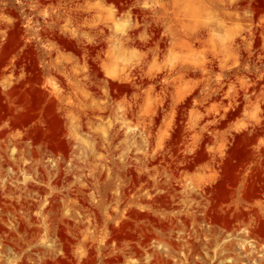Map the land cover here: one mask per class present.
I'll return each instance as SVG.
<instances>
[{
	"label": "rangeland",
	"instance_id": "obj_1",
	"mask_svg": "<svg viewBox=\"0 0 264 264\" xmlns=\"http://www.w3.org/2000/svg\"><path fill=\"white\" fill-rule=\"evenodd\" d=\"M261 263L264 0H0V264Z\"/></svg>",
	"mask_w": 264,
	"mask_h": 264
},
{
	"label": "bare ground",
	"instance_id": "obj_2",
	"mask_svg": "<svg viewBox=\"0 0 264 264\" xmlns=\"http://www.w3.org/2000/svg\"><path fill=\"white\" fill-rule=\"evenodd\" d=\"M246 235V234H245ZM254 237H255V235H254ZM253 237V238H254ZM250 238V237H249ZM247 240V239H246ZM257 240V239H256ZM247 242H249V241H247ZM231 244V243H230ZM234 245V244H233ZM263 248V247H262ZM253 249V248H252ZM258 249V248H257ZM261 250V249H260ZM262 251V250H261ZM263 252V251H262ZM248 254H249V252H248ZM230 258V257H229ZM262 261V260H261ZM262 264V263H261Z\"/></svg>",
	"mask_w": 264,
	"mask_h": 264
}]
</instances>
